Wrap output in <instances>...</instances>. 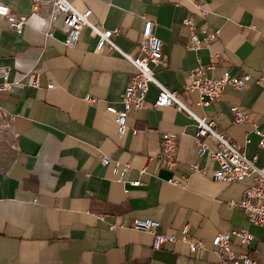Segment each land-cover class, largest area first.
I'll return each instance as SVG.
<instances>
[{
	"label": "crops",
	"instance_id": "crops-1",
	"mask_svg": "<svg viewBox=\"0 0 264 264\" xmlns=\"http://www.w3.org/2000/svg\"><path fill=\"white\" fill-rule=\"evenodd\" d=\"M0 2L11 15L28 18L15 30L0 16V83L4 68L8 80L18 82L0 91V264L217 262L209 249L192 252L180 241L155 250L152 235L131 228L136 218L158 220L160 231L176 237L187 226L190 236L208 248L219 233L247 229L255 236L250 256L264 264V227L232 204L242 199L247 183L212 179L218 163L197 155L194 119L172 106L155 107L159 89L152 84L146 107L128 112L119 136L105 107L122 109V95L136 72L132 63L117 51H96L98 35L89 27L75 47H68L63 16L53 35H45L47 20L33 13V0ZM72 2L82 11L91 9L93 22L119 29L114 42L134 55L144 17L152 19L168 58L167 67H154L156 78L262 163L264 151L253 129L264 131V0H206L204 17L195 6L199 0ZM189 14L201 40L212 33L216 39L188 49L191 31L184 21ZM212 59L209 77L229 71L251 78L241 89L226 85L217 103L200 106L198 92L186 91L185 85L190 71ZM36 79L39 87L33 86ZM49 83L55 86L48 88ZM232 107L248 120L234 122ZM164 132L178 134L170 167L161 159ZM102 155L128 165L125 182L117 181L112 164L101 163ZM172 177L183 185L168 183ZM135 180L141 184H129ZM232 244L243 250L236 236Z\"/></svg>",
	"mask_w": 264,
	"mask_h": 264
},
{
	"label": "built area",
	"instance_id": "built-area-1",
	"mask_svg": "<svg viewBox=\"0 0 264 264\" xmlns=\"http://www.w3.org/2000/svg\"><path fill=\"white\" fill-rule=\"evenodd\" d=\"M195 6L201 10L204 17L207 14L206 0H199ZM33 13L47 20L45 35H53L54 23L60 16H63L61 30L66 34L65 44L68 47H75L80 39L84 27L91 28L98 35L96 51L110 53L119 52L136 68V72L131 75L130 80L122 95V109L112 105L105 107V112L112 116L116 125L118 135L122 136L127 128L128 112L132 109L140 110L146 107L147 93L150 85H156L159 89L158 96L154 101L155 107L172 106L179 111L185 112L195 120L197 130L194 135L196 143V153L198 156H208L218 163V168L212 174L215 181L226 183L246 182L243 197L238 202H232L235 207L242 209L247 219L257 225L264 227V159L259 163V156L255 154L248 157L243 146L231 138L225 131L218 128L216 121L208 120L193 112L190 107L183 102L178 93L169 90L163 85L155 75L154 67L168 66V58L163 50V42L154 31V21L144 17V25L140 39L137 42L138 53L136 55L123 51L115 42L114 37L119 34V29H108L104 25L92 21V10H80L72 0H33ZM0 16L4 17L15 30H21L28 24L27 17H16L10 14V7L0 2ZM185 25L190 28V42L188 49H199L203 43L208 45L216 39L215 33L208 34L201 40L195 27L194 18L189 14ZM206 33V30H203ZM214 59L210 65L200 64L190 71L189 82L185 85L186 91H197L199 99L197 104L200 106H210L217 103L222 96L226 85H231L241 89L250 80L251 76L245 73L241 76H234L229 71H224L218 78L209 77L207 72L213 68ZM4 81L0 83V91L10 90L18 82H10L9 69L4 68ZM33 86L39 87L40 83L36 79ZM55 85L49 83L48 88ZM89 102L94 99L87 97ZM1 110V105H0ZM234 122H246L247 115L238 107L231 109ZM254 132L259 136L258 147L264 151V131L254 126ZM213 140V144L209 142ZM247 142L249 140L247 139ZM178 148V134L175 132L162 133L161 159L166 165L173 166L176 162V151ZM103 165L112 164V172L117 176V181L125 182L128 172V165H122L119 161L113 160L109 155L101 156ZM193 169H198L197 164L193 163ZM168 183L175 186H182L183 181L172 177ZM129 184L138 186L140 180L130 181ZM161 223L150 218H136L131 226L132 229L147 233L153 237V248L159 250L165 243L180 241L189 245L192 252L210 250L217 258L215 264H255L250 256L251 245L255 239L253 233L244 228L233 229L219 233L213 240V246L208 248L204 243L196 241L190 234L188 227L181 229V236L176 237L174 233L160 231ZM236 236L240 247L243 250L235 249L232 244V237Z\"/></svg>",
	"mask_w": 264,
	"mask_h": 264
}]
</instances>
